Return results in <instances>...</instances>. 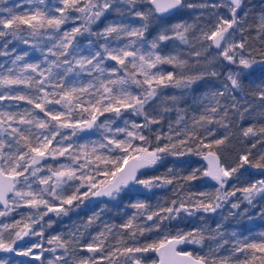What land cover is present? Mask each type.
<instances>
[{
	"label": "snow or ice",
	"instance_id": "6c2138e0",
	"mask_svg": "<svg viewBox=\"0 0 264 264\" xmlns=\"http://www.w3.org/2000/svg\"><path fill=\"white\" fill-rule=\"evenodd\" d=\"M26 2L33 7L22 13H17L13 7L0 8V12L7 13L0 17V39L9 38L5 40L4 48L19 41L30 44L43 57L39 62H29V54L25 52L15 56L9 67L0 64V102L17 101L31 106L19 111L0 108V205L3 206L0 217L21 207L43 208L44 211L22 214L21 220L3 224L0 252L41 260L43 252L35 255L33 251L42 247L40 243L18 248L17 242L30 235L43 236L42 228L34 230L33 226L40 224L49 212L67 215L65 205L71 206L74 201L83 202L92 196L112 197L130 184L151 189L158 186V182L170 185L178 179L188 184L207 177L218 185L215 190L187 192L172 200L170 205H158L151 210L144 202L137 201L131 205L136 209L134 215L119 225L103 223L94 235L89 234L87 242H83L84 232L99 219L98 214L82 226L83 232L76 228L66 239L61 235L53 236L47 243L55 246L46 251L56 253L59 250L60 254L54 260H47V264H104L105 261L107 264H146L145 257L137 254L149 252L159 257L152 264H264V239L259 242L237 240L231 249H227L225 245L229 241L220 239L223 236L220 226L214 233L201 225L187 231L178 230L175 234L165 231L150 241L140 240L146 232L159 233L164 220L177 219L181 213L185 217L195 216L198 212L215 213L237 192L248 204L264 195V180L244 187L233 185L230 191L225 190L239 169L245 166L264 169V149L257 153L254 161L249 158L251 149L258 144L264 145V79L259 90L253 93L261 101L256 112L242 95L243 81L258 70L254 66L259 65V71L264 74V50L257 60L248 45V37L243 36L249 13L245 11L238 15V12L244 8L245 0H213L198 4L186 0H58L62 7H50L45 0ZM184 8L213 11L206 13L207 19L202 25L165 23L171 14ZM221 8L227 10L225 14L220 13ZM110 9L117 17H134L139 26L116 19L106 23L102 31L93 32L92 25ZM69 21L74 26L64 30L63 26ZM75 21L81 23L75 26ZM154 25L158 28L156 36L145 39V33ZM253 28L255 38L264 45V14L254 25H247L248 31ZM85 33L104 41L98 46L99 50L91 44L82 49L76 43L77 37ZM167 41L173 44L171 51L161 47ZM180 45L186 46L188 51H182ZM213 48L218 51L209 60L207 54ZM0 55L9 53L0 51ZM217 57L233 66L227 74L228 83L222 90L201 97L199 103L203 105V112L186 120L185 110L179 108L181 97L164 96L161 90L168 87L190 90L206 76H217L211 67ZM106 61L115 63L105 67ZM161 65H170L171 70L165 71ZM150 104L151 112L146 111ZM7 107L20 108V104ZM129 110L131 115L143 116L144 123L125 119L124 127L113 129L110 125ZM173 110L178 113L176 127L170 124L167 136L157 134L153 147L152 140L143 130L159 124L162 113ZM105 113H114L115 117L97 124ZM230 116L241 121L245 118L259 120L258 124L253 123L242 130L243 136L252 138V143L234 166L222 163L214 150V146L218 148L225 144L227 132L222 137L209 139L215 132L208 128L215 123L229 129ZM93 127L104 129L102 141L65 143L78 131ZM64 129H71V132L65 133ZM162 139L167 142L159 143ZM165 153H194L207 164L187 175L147 179L138 176L141 169L155 166ZM60 157H65L66 162L61 161L57 166L42 163ZM41 172L45 175H39ZM73 181L79 183L73 186ZM65 186L74 187L72 194H65ZM81 188L86 191L81 193ZM239 199L231 203V208L240 207ZM141 216L146 221L155 219L156 222L144 227L138 222ZM206 239L216 243L210 244L204 255L178 250L183 244L203 247ZM82 252L90 255H81Z\"/></svg>",
	"mask_w": 264,
	"mask_h": 264
},
{
	"label": "trees",
	"instance_id": "16d2710c",
	"mask_svg": "<svg viewBox=\"0 0 264 264\" xmlns=\"http://www.w3.org/2000/svg\"><path fill=\"white\" fill-rule=\"evenodd\" d=\"M45 3L48 6H60L58 0H45ZM19 5V7H17ZM244 6L246 7V11L249 13L245 23V31L243 36L248 37V45L251 46L253 55L256 56L257 60H259L260 52L264 50V45L260 43L258 39L255 38L256 33L253 28L252 31L247 30V25H254L261 14H264V0H245ZM13 7L17 13H22L28 11L31 7V4L27 3L26 0H3V3H0V8ZM183 10V9H182ZM175 13L172 17L165 21L166 24L170 25L173 23L187 22V23H198L202 25L207 19L206 13H208V9H198L193 8L188 10L185 15L181 16V11ZM185 10V9H184ZM6 12H0V17L6 16ZM73 15H77L73 13ZM199 17V20L197 18ZM116 19H125L123 17L112 16L109 18H105L101 23L98 31H102L103 27L106 23L111 22ZM126 23H131L133 26H139V21L134 17H128L125 19ZM78 21H75V26H78ZM73 22L69 21L63 26L64 30L70 29L73 27ZM157 26L154 25L150 27L149 31L145 33V39L151 40L157 34ZM239 38V37H238ZM18 43H21L18 41ZM76 43H79L82 46V49H86L91 44L92 47L97 48L104 41L102 39L97 38L94 35L84 34L77 37ZM178 43V42H177ZM209 43V42H208ZM172 42L167 41L163 42L161 47L165 51L172 50ZM180 49L182 51H188L186 46L180 45ZM27 52L28 61L29 62H39L43 57L40 52L33 49L30 44H26V46H17L12 45V52L9 55H0V64H4L5 67H9L11 60L15 58L17 55H23ZM84 54H87L85 51ZM216 55V53H212L209 50L207 54V58L209 60ZM114 61H106L105 67L110 64H114ZM215 66H218L219 69L215 71L218 73L217 76H206L203 80L198 81L192 89L190 90H182L178 88H164L162 89V93L164 96L171 97L173 95L181 97L179 108L185 110V118L186 120H190L193 115H200L203 112V105L199 103V99L211 91L214 90H222L223 85L228 83L227 74L233 68L232 65L227 64V62L221 60V57H217V59L213 62ZM165 71L171 70L170 65H161ZM258 70L253 73L251 77H247L244 79V93L242 94L244 98L253 105V112H256L259 109L261 101L257 99V97L253 94L259 90V86L262 83V79H264V74L259 71V65L254 66ZM83 79H87V77H83ZM255 83H252V82ZM239 99V97H238ZM159 100V97H157ZM19 103L20 108H8L9 104L15 105ZM156 101H153L155 104ZM170 104V102H169ZM244 104V101L241 100V105ZM24 108L31 107L24 102L17 101H3L0 102V108H4L7 111H19ZM59 108V106H56ZM152 104L146 106V111H152ZM39 110H37L38 112ZM131 110L127 112H123L119 118H116V122L111 124L110 126L115 129L117 126L124 127L123 121L125 119L134 121L136 123H144L143 116L131 115ZM155 114V113H153ZM42 115V114H41ZM178 113L177 111H169L162 113V119L159 124H153L149 128L144 129V133L149 136L152 140V146H156L155 136L160 134L162 136H167L169 133V125L171 124L173 128L176 127L175 121L177 119ZM247 117L248 114L245 113ZM114 118V113H105L104 116L99 117L97 120V124L101 123V121H105L108 118ZM231 123L229 129L225 130L224 128L218 127L217 124L213 123L208 125V128L215 132V136L210 137L209 139H216L217 137H222L223 135L228 134V139L225 141V144L220 145L218 148L214 146V150L218 152L221 157V162L228 165L234 166L241 154L247 152L252 143L251 137H245L242 134V130L247 126L253 123H259L258 119H250L245 118L242 121L238 120L235 116L229 117ZM65 133H70L66 130H62ZM82 132V131H81ZM104 129H97L93 127L90 131L83 133L81 135H76L72 137L71 141H66L65 143L75 142L76 144L82 143H91L93 141L100 142L103 140ZM108 135H111L109 133ZM122 135V134H121ZM7 139V137H5ZM179 139L180 137H175ZM59 139V137L57 138ZM167 141L162 139L159 143L163 144ZM55 144V142H54ZM261 149H264V145L258 144L255 149H251L252 156H250V160H255L256 155ZM206 151V150H205ZM116 155V153H113ZM163 159L158 161L155 166L147 170L141 178H151L154 176H181L189 174L195 168H203L206 166L207 162L203 160L201 156L195 155L194 153H189L186 155H170V154H162ZM60 161H65V157L58 158ZM52 160L44 163L47 165ZM169 169H172V173H169ZM39 175H45L44 172L39 173ZM34 179V178H33ZM259 180H264V169H256L251 168L249 166H245L238 170L236 174H234L233 178L228 181V185L226 187V191H230L233 185L237 187H244L250 183H254ZM180 185H183L181 188ZM42 187V185H39ZM218 185L215 181L207 179L206 177L197 180L195 182H190L185 184V182L181 180H174L173 184L163 185L158 182V186H154L151 189L146 191H142L140 193H130L123 194L118 197L111 199L110 197L96 201L92 199V197L85 198L83 202L74 201L71 206L65 205L68 209L67 215L61 213L57 215L54 212H49L48 215L43 217V220L40 224H36L33 226L34 230H43V236H39V243L42 245L40 251H43V255L41 256V260H21L15 256L12 257L11 260H8L6 257L7 254L0 252V261L3 264H47V260H54L56 255L60 254L58 250L56 253H52L50 251H46V249H50L54 247V244H49L47 241L53 236L61 235L63 238H68V233L75 230L76 228H80L83 232L82 226L87 223V221L93 217L95 214L99 215V219L95 221L94 225L88 229V232H84V241L87 242L89 234L94 235L96 231L102 226L103 223L109 224H122L126 221L130 216L136 213V209L131 207L133 203L137 201H142L149 206V209H155L158 205L167 206L170 205L171 201L174 199H179L182 195L191 191H213L217 188ZM72 194V193H70ZM66 194V195H70ZM239 199L240 207L238 209L231 208V203L237 201ZM59 203L58 201L56 202ZM30 213H35L36 211L43 212L44 209H30L27 208ZM23 210H19L21 213ZM203 217V219H200ZM10 220H0V230L2 229L3 224L13 223ZM138 222L144 226L148 227L149 225L154 224L156 221H146L143 216L138 218ZM204 225L207 230L214 233V230L220 226V230L223 233V236L220 239H227L229 243L225 245V248L231 249V247L236 243L237 240L241 242H259L261 239H264V236L261 234L264 233V195L257 196L252 204H248L247 201L242 199V194L237 192L235 197H231L228 202L224 203L221 208L217 209L215 213H203L198 212L195 216L185 217L184 213H181L180 217L174 220H164L161 224L160 232L152 231L150 233L146 232L143 237H140L141 241H150L152 238L159 236L161 233L167 231L171 234H175L178 230H191L195 227ZM7 232H5L6 235ZM235 234V235H233ZM216 241L206 239L204 241L203 247L197 244H183V248L190 252H193L194 255L200 254L204 255L208 252V246L210 244H215ZM17 247V246H16ZM19 248V247H18ZM221 253L224 254L223 250ZM5 254V255H4ZM81 255H90L88 253L82 252ZM145 257L146 264H150L152 258L154 257L153 252L137 254ZM240 255H243L241 253ZM259 255V254H257ZM104 264H107L105 261Z\"/></svg>",
	"mask_w": 264,
	"mask_h": 264
},
{
	"label": "rangeland",
	"instance_id": "374dc122",
	"mask_svg": "<svg viewBox=\"0 0 264 264\" xmlns=\"http://www.w3.org/2000/svg\"><path fill=\"white\" fill-rule=\"evenodd\" d=\"M186 2L187 3H192V4H198V3H201V2H209V3H211V2H213V0H186ZM185 9V10H184ZM182 11H181V13H180V15L181 16H183V15H185V13H187V11L188 10H191V9H188V8H184ZM211 11H213L212 9H208V12H211ZM220 13L221 14H225L226 13V9L225 8H221L220 10ZM246 11V7L244 6V8L241 10V12H238V15H242L243 14V12H245ZM77 15H79L78 13H76ZM112 16H117L114 12H112L111 11V9L108 11V13H106L105 14V16L104 17H102L101 18V20L97 23V24H94V25H92V30H93V32H95V31H98V29L100 28V26H101V23L103 22V20L105 19V18H109V17H112ZM81 23V21H78V24H80ZM85 34H88V33H85ZM89 35V34H88ZM7 39H9L8 37H5V38H2V39H0V51H6V52H8V53H10V52H12V45H17L18 47L19 46H26V44H23V43H18V41H13L12 43H9L8 45H7V48L5 49L4 48V43H5V40H7ZM209 43H211V42H209ZM210 51L212 52V53H217V51L218 50H216V49H210ZM221 60H223L222 59V57H221ZM211 67H212V69L215 71L216 69H219V67L218 66H215L214 64H212L211 65ZM24 108V107H23ZM64 130H66V131H68V132H71V129H64ZM81 135L82 134V132L81 131H78L77 132V135ZM61 162V161H60ZM59 160H55V161H51L50 163L53 165V166H57L59 163ZM64 162H66V161H64ZM49 164V163H48ZM42 173V172H41ZM102 179V178H101ZM79 183V181H73V182H71V184L74 186L75 184H78ZM73 186H65V194H70V193H72L73 191H74V187ZM42 187H43V185H42ZM130 189H134V190H132V191H130ZM146 190H148V189H146V188H144V186L143 185H132V184H130L129 186H128V188H124V189H122L121 190V192L120 193H118V194H114L112 197H110L111 199H113V198H115V197H118V196H120V195H123V194H130V193H140V192H142V191H146ZM80 191H81V193H83L84 191H86V189L85 188H81L80 189ZM92 199H93V196H92ZM1 210V209H0ZM19 210H23L21 213H19ZM28 213H30L28 210H27V207H21V208H18V209H16V210H14V211H12L8 216H5V217H0V220H10L11 222H12V219L14 220V221H16V220H21L23 217H22V214H28ZM5 236H7V233H6V235ZM39 236H33V235H30V238H29V241L27 242V244H25L24 246H22V247H25V246H31V245H33V244H36V243H39ZM184 246L183 245H181V250H183V251H185V249L183 248ZM40 249L41 248H34V254L35 255H39V254H41V252H43V251H40ZM186 251H188V250H186ZM190 252V251H189ZM3 253H5V254H7L8 256L6 257L8 260H11L12 259V257L13 256H15V257H17V258H19V259H21V260H24V261H27V260H31V259H33L31 256H20V255H16L15 253H6V252H3ZM4 254V255H5ZM34 260V259H33ZM37 261V260H36ZM154 261H156V259H155V257H153L152 258V261H151V263L150 264H152V262H154Z\"/></svg>",
	"mask_w": 264,
	"mask_h": 264
},
{
	"label": "water",
	"instance_id": "95a60500",
	"mask_svg": "<svg viewBox=\"0 0 264 264\" xmlns=\"http://www.w3.org/2000/svg\"><path fill=\"white\" fill-rule=\"evenodd\" d=\"M175 14V13H174ZM174 14H171L170 15V17H172ZM92 129V128H91ZM91 129H84L82 132L83 133H86V132H88V131H90ZM49 160H51L50 158L48 159V160H45V161H42V163H46V162H48ZM150 168H148V169H141L140 170V172L138 173V176H142L147 170H149ZM207 178V177H206ZM207 179H209V178H207ZM109 196H93V199L94 200H96V201H99V200H104V199H106V198H108ZM0 209L1 210H3V206L2 205H0ZM29 238H30V236H28V237H25L24 238V240L23 241H18L17 242V247H22V246H24L25 244H27V242L29 241ZM178 250H181V245L179 246V248H178ZM154 257H155V259H156V261H158V259H159V257H158V255L156 254V253H154Z\"/></svg>",
	"mask_w": 264,
	"mask_h": 264
}]
</instances>
